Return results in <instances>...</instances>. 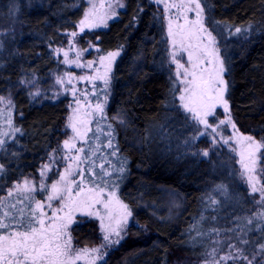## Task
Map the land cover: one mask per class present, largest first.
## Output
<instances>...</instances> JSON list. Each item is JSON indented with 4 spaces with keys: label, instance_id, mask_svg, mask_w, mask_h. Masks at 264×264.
Returning <instances> with one entry per match:
<instances>
[{
    "label": "trees",
    "instance_id": "obj_1",
    "mask_svg": "<svg viewBox=\"0 0 264 264\" xmlns=\"http://www.w3.org/2000/svg\"><path fill=\"white\" fill-rule=\"evenodd\" d=\"M119 1L123 7L105 29L78 39L81 49L93 46L100 56L119 52L100 96L103 116L91 120L79 146L82 181L117 194L133 216L126 239L103 264H189L218 229L247 234L260 245L264 228L258 233L246 223L260 208L257 197L213 160L200 158L206 144L193 137V126L177 106L179 87L167 63L161 8L150 0ZM202 5L207 28L222 43L230 118L241 135L264 142V0H202ZM83 12V0H0V27L9 20L17 26L0 45V97L11 94L13 105V130L0 146V216L8 211L19 218L20 209L34 208L25 195L6 193L22 180H36L67 137L68 99L36 103L20 83L35 77L41 84L60 68L52 49L75 32ZM236 28L245 40H228ZM109 124L114 138L106 135ZM110 139L113 147L107 146ZM60 166L57 162L49 180L57 178ZM170 199L177 216L168 211ZM71 237L81 247L98 242L90 222L73 227Z\"/></svg>",
    "mask_w": 264,
    "mask_h": 264
},
{
    "label": "rangeland",
    "instance_id": "obj_2",
    "mask_svg": "<svg viewBox=\"0 0 264 264\" xmlns=\"http://www.w3.org/2000/svg\"><path fill=\"white\" fill-rule=\"evenodd\" d=\"M150 1L160 7L163 12L165 20V36L167 39V63L170 68V74L179 87V93L176 98L177 106L181 113L193 126V137L195 136L196 139H203L204 144H206V149L200 152V158L205 161L213 160V163L220 167L221 171L224 172V174L230 180L237 183L238 186L244 187L248 195L257 197V203L260 208L257 213H255L254 219L251 220V223H249L248 219V222L246 223L247 226L254 224V230L258 233H262L261 230L264 228V217H261L260 213L264 212V201H261V194L259 189L264 186V149H261L260 152L256 153V163L255 165H252L251 159L249 157V150L247 147L249 142L240 139V137L243 135H241L236 130V128L233 129L232 120L231 123L228 122L230 113H225L223 104L217 103L215 99L209 100L207 99V97L205 98L207 104H216L215 108L212 110V115L203 116V113L206 109H200L201 116L208 122L209 126L207 127L204 124L199 123L196 119H193L191 113L185 112L184 109L180 107L181 101L179 100V96L182 94L181 89L187 87V85L181 83V79L184 78V68H181L179 70L180 79L177 78L176 65L171 62L172 53H177L176 59L179 60L180 63L185 66V68H188L189 71H191L192 68L189 64L188 52L192 51L194 54H202L200 52L201 40L197 39L196 36L182 39V37L179 35V33L182 31L179 26L184 25L185 32L192 28L191 25L185 24L184 15L186 14L189 19H195V13H184V10L181 7H178L182 2H186V0H161L160 3H156V0ZM83 3L84 12L82 14L81 20H85V24L81 26L80 20L74 32L76 33V35L72 36V33L66 34V42L62 46L52 49L54 60L58 61L60 68L53 72L47 81H42L41 84L36 81L37 79L35 77L24 80L23 83H20V88L27 93L28 97L33 102H56L62 98L68 99V114L65 122L67 137L64 141L68 140L70 142V145L73 146L65 148L63 141L60 146L59 155H50L48 161L38 169V178L36 180H22L12 186L10 190L12 191V196L29 195L31 197H34L35 200H40L44 204L43 212L45 213V224H49L51 223V221L48 219V217L52 216L54 209L60 207L59 199H54L49 202L46 198L49 194H53L52 184L59 183L60 185H66V181L61 180L62 174L66 176L67 181L75 180L76 183L70 185L73 189L72 197L78 201H86L91 205V207L77 208L73 206V209L71 211L70 223L68 222L69 208L65 207L63 211L59 213V216H61L63 219L57 221V223H67L68 226L66 231L68 235L63 237V241H67L69 239L71 240L73 255H75L77 251L82 249L90 250L92 248H101V255L103 257L102 259L93 260V256H95L96 254H89L83 256L80 260H77L75 264H103L108 255L112 251L116 250L126 239L127 230L133 222V216L131 214L127 217L126 224H120L123 236V239L120 240V243L107 245L103 240V236L106 234V230L110 231V228L116 227L117 220H122L125 212L130 210L128 209V207L127 210L121 207V204L123 203L120 201L117 194H115L114 196H110V193L104 190H96L89 187L85 183H81L82 165L80 162L79 146L83 143L85 136L88 133L91 120L93 118H97V116L100 114V112L96 108L97 104L103 105L104 107V103L100 101V96L102 95V92L104 94L107 92V87L110 82V76L112 72V66L117 56L114 59L107 58L108 55L100 56L98 55V50L89 45L86 48L81 49V46L78 44V39L79 36H81L84 32L105 29L106 26L116 18L117 13L121 10V2L119 0H83ZM166 4L169 5L167 14L165 13ZM171 5H177V7H173ZM86 13L87 16L85 15ZM169 20L172 21L173 32L177 34L174 36V39H176L177 41L175 46L170 42V38L168 35ZM81 27L83 28V30H81ZM16 31L17 26L15 25L14 20H9L7 27L1 26L0 45L3 43L4 38H6V35H8L9 32L13 33ZM231 39L242 41L245 40L246 37L243 32L240 31L239 33L235 32L234 36L228 37V40ZM69 41H71V43H69ZM189 44L192 47H188ZM203 44L208 45V41L206 39L203 40ZM208 46L209 48H215L217 50L216 55L219 57V61H217L214 56L206 57V59L212 60V64L201 65V68L207 66L209 71L215 74L218 71L220 62H222L225 69V71L222 73V77L225 81L226 66L222 57V43L216 38L215 44ZM182 47L187 48V51L182 50ZM57 49H60L61 51L58 52L56 51ZM65 52L67 53V60L71 61L70 63L65 62ZM101 57H105L106 59L101 60ZM195 58L196 56L194 55V61ZM89 62H92L91 66H89ZM80 77H94V79L82 80L79 79ZM102 77L107 78V85H105L104 79ZM188 79L191 80V76H189ZM58 80L61 82L58 83ZM225 85L226 91L224 92V98L226 99V82ZM97 90L101 92L97 94ZM211 95L215 97L218 94L216 92H213ZM2 98L3 102H0V140L4 141L9 138V134L13 130L11 120L13 105L11 94H7ZM77 101H79V103ZM221 121H224V123H221ZM73 125L76 131H73ZM213 129L216 130L213 131ZM225 140H227V143H225ZM204 152H207L208 154L205 156L203 154ZM241 154L244 155V163L253 168V171L245 172L242 169L241 163L239 162L241 159ZM57 162H59L61 165L58 176L55 180H49V175L52 173V171L56 170ZM69 165H71V168H69ZM42 172L44 173L43 176L41 175ZM69 172L71 173V175H68ZM249 176H254L256 178L254 181L255 186L258 189L256 192H252L251 190V186L248 182ZM25 181H28L29 184L26 185ZM17 185H19L20 187H17ZM42 185L44 186L43 188L41 187ZM27 187H34L35 190L26 192L25 188ZM80 187H83L84 191L79 197H77L76 192L80 191ZM9 191H7L5 196L7 198L10 197ZM220 192L221 196H226L225 190H220ZM97 194L101 202L93 203V201L97 198ZM62 195L65 197V203H67V192L62 193ZM169 201L168 203L169 207H171V210L168 211H174L173 214L177 216L178 209L175 208V205L177 204L171 206V199ZM49 203L53 205L52 208L48 207ZM105 204H107L108 206L105 207ZM89 212L92 214L89 215ZM96 213H99V216H97ZM37 214L39 217V210L37 211ZM101 217L103 218V223L105 225L104 230L101 229ZM89 222L93 223L95 226L97 234L96 239L98 240V242L94 246H76L73 243V239L71 237V229L75 226H81L84 223ZM36 227H40V225L37 224ZM233 232L236 231L234 230L226 232L225 229L215 230L207 239L209 240V242L208 244H206V248L203 249L202 255L198 258H195L194 262H191L189 264H205L206 261H212L213 259L218 260L220 256H225L229 252L235 254L237 249L241 250L245 256L252 260V264H264V252L259 251L260 245L264 244V238H259L258 241H260L261 244L256 245L254 243H250L247 234L241 235L240 233ZM111 238L113 240L117 239V237L115 236H112ZM245 241L247 243H245ZM102 245L104 247H101ZM213 249L216 250L215 256L210 255V253L213 252ZM253 257H255V259H253ZM221 264H247V261L228 260L226 262L221 261Z\"/></svg>",
    "mask_w": 264,
    "mask_h": 264
},
{
    "label": "snow or ice",
    "instance_id": "obj_3",
    "mask_svg": "<svg viewBox=\"0 0 264 264\" xmlns=\"http://www.w3.org/2000/svg\"><path fill=\"white\" fill-rule=\"evenodd\" d=\"M161 0H156V3H160ZM194 5V7H193ZM173 7H177V5H171ZM120 7H123V4H120ZM169 5H165V13L167 14ZM181 7L184 10V13L194 12L195 19H189L188 16L184 15L185 24L191 25L192 28L188 31H184V25L179 26L181 28V32L179 35L182 39L189 38L191 36H196L197 39L201 40L200 52L202 54H194L192 51L188 52V60L191 65L192 70L189 71L188 68H185L183 64L180 63L179 60L176 59V52L172 53V63L176 65L177 68V78L180 79V69L184 68V78L181 79L182 84H186L187 87L181 89L182 94L179 96V100L181 101L180 107L184 109L185 112L191 113L193 119H196L199 123L204 124L206 127L209 126L206 119H204L200 114V109H206L203 113V116H208L213 114V109L216 104L213 103L211 105L207 104V99H215L217 103H221L224 106L225 113H229L228 101L224 98V92L226 91L225 81L222 77V73L225 71L223 67V63L220 62L218 71L213 74L209 71L208 67L205 66L201 68V65L212 64L211 59H206V57L214 56L217 61H219V57L216 55L217 50L215 48H209L208 45L215 44V37L212 35V32L205 25V7L202 5V0H186V2H182ZM87 16V13L85 14ZM85 24V20L80 21V25L83 26ZM81 30L83 28L81 27ZM241 31L240 28H236V32L239 33ZM72 36H75L76 33H72ZM168 35L170 38V42L175 46L177 41L174 39V36L177 35L173 32L172 29V21L169 20L168 24ZM208 41V45L203 44V40ZM71 43V41H69ZM188 47H192L190 44ZM182 50L187 51V48H183ZM56 51H61L57 49ZM66 61L67 53H64ZM119 55V52H110L107 58L114 59ZM194 55L196 56L194 61ZM106 59L105 57H101V60ZM92 62H89V66H91ZM81 66V65H78ZM110 70V69H109ZM191 76V80L188 77ZM104 79L105 85H107L108 80L106 77H102ZM79 79H94V77H80ZM60 83L61 81H57ZM23 83V81H21ZM219 85V86H218ZM216 92L218 95L213 97L211 94ZM0 102H3V98L0 97ZM79 103V101H77ZM10 103V101H9ZM97 110L103 116L104 107L103 105L97 104ZM228 122L231 123L230 115L228 117ZM224 123V121H221ZM73 131H76L74 125ZM233 129L236 128L235 124H232ZM112 126L109 124V131L106 133L109 137H113V133L111 131ZM216 129H213L215 131ZM241 140L248 141V150L249 157L251 159V164L255 165L256 163V153L260 152L261 149H264V142H257L252 136H241ZM227 143V140H225ZM4 144L3 140H0V146ZM65 148L72 147L68 140L64 141ZM108 147H113L112 140L110 139L108 142ZM79 151H83V149H79ZM205 156L208 154L207 152L203 153ZM115 155V152L112 153ZM241 163V167L245 172L253 171V168L249 167L248 164L244 163V155L241 154V159L239 161ZM71 168V165H69ZM0 171H2V166H0ZM120 171L123 172L124 168L121 167ZM67 172V170H66ZM82 174V173H81ZM108 173L105 172V175ZM43 176L44 173L42 172ZM68 175H71L69 172ZM95 175V174H93ZM255 177L249 176L248 182L251 186L252 192H256L258 189L255 186ZM61 180L66 181V185H60L59 183L52 184L53 194H49L46 198L49 202L54 199L60 200V207L53 210L52 216L48 217L51 221L49 224H45V213L43 212L44 204L40 200H35L34 197L25 195L23 200H34L35 207L32 208L30 205L29 212L25 213L24 209H20V217L17 218L14 214L4 211L3 215L0 216V264H75L77 260H80L83 256L89 254H96L93 256V260L102 259L101 248H92V249H82L79 250L73 255L71 240L63 241V237L68 235L67 223H57V221L62 220L63 218L59 216V213L63 211L65 207L69 208L68 213V222H71V211L73 206L77 208H87L91 207L84 200H76L72 197L73 189L71 188V184H75L76 181H67L65 175H61ZM81 183H84L82 181ZM25 184L28 185L29 182L25 181ZM17 187H20L17 185ZM44 187L43 185L41 186ZM34 187L25 188L26 192L34 191ZM84 191L83 187H80V191L76 192V196L79 197L81 193ZM102 191V189L100 190ZM261 201H264V186L260 189ZM67 192V203H65V197L62 193ZM110 196H114L115 193H110ZM9 196H12V191H9ZM91 199V198H89ZM18 203H22V200L18 198ZM101 201L97 198L93 201V203H100ZM119 202V201H118ZM215 203V201H213ZM108 205L105 204V207ZM15 208V205H12ZM49 208H52L53 205L51 203L48 204ZM121 207L127 210V205L121 204ZM40 211V216H36V212ZM91 215L92 213H88ZM99 216V213H96ZM131 215L130 211H126L122 220H117L116 227L110 228V231L106 230V234L103 236V240L107 245L111 244H119L120 240L123 239L122 230L120 228V224L127 223V217ZM261 217H264V212L260 213ZM25 217H27L25 219ZM251 223V220H249ZM36 224H39L40 227H36ZM101 229H105V225L103 223V218L101 217ZM115 236L117 239L113 240L111 237ZM245 243H247L245 241ZM101 247H104L103 245ZM215 249L210 253L211 256H215ZM260 252H264V244H261L259 247ZM255 259V257H253ZM228 260H244L247 261V264H252V260H250L247 256L243 254V252L239 249L236 250V253L233 254L229 252L225 256H220L218 260L213 259L212 261H206L205 264H221V261Z\"/></svg>",
    "mask_w": 264,
    "mask_h": 264
}]
</instances>
